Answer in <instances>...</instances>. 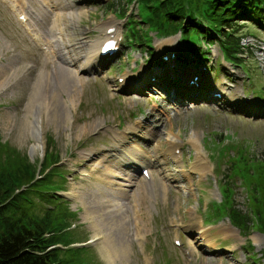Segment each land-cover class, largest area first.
Instances as JSON below:
<instances>
[{
	"label": "rangeland",
	"instance_id": "rangeland-1",
	"mask_svg": "<svg viewBox=\"0 0 264 264\" xmlns=\"http://www.w3.org/2000/svg\"><path fill=\"white\" fill-rule=\"evenodd\" d=\"M59 1L22 0L20 8L46 41L50 34L63 41L46 59L16 12L0 0V144L34 163L36 177L42 176L45 153L56 155L64 168L62 188L53 182L39 186L61 196L74 211L58 235L59 256L84 247L76 256L88 264H264V232L254 227L242 234L227 216H212L223 200L220 183L233 192L237 208L247 212L241 180L225 179L237 149L264 157V28L243 24L241 66L226 62L215 43L202 46L206 56L201 61L190 57L184 62L176 57L185 48L179 34L151 33V48L129 40L131 20L142 18L137 1L73 0L65 6ZM72 11L76 16L83 12L76 27L68 17ZM112 22L118 31L113 53L101 55L90 71L79 69L84 42L102 35L103 26ZM58 55L68 56L81 80L66 84L67 62ZM37 119L42 150L33 135ZM138 125L147 136L136 133L133 126ZM113 130L149 156L171 147L176 158L166 156L168 176L153 166L135 173L118 169L106 153L114 145ZM197 151L207 170L193 168ZM111 172L123 174L116 178ZM127 176L130 181L122 179ZM36 195L27 196L36 205L30 211L42 216L56 207ZM117 203L124 205L123 223L114 215ZM94 224L110 238L124 232L127 249L120 252L116 245L107 255L101 232L99 240L87 244L95 235Z\"/></svg>",
	"mask_w": 264,
	"mask_h": 264
},
{
	"label": "trees",
	"instance_id": "trees-1",
	"mask_svg": "<svg viewBox=\"0 0 264 264\" xmlns=\"http://www.w3.org/2000/svg\"><path fill=\"white\" fill-rule=\"evenodd\" d=\"M132 1L138 2L142 18L131 20L138 26H128L129 40L151 48V33L158 37L179 34L185 48H180L176 57L184 62L191 58L201 61L206 56L202 46L215 43L226 62L241 66L245 52L241 43L244 33L240 31L246 26L243 24L264 28V0H126ZM244 151L237 149L225 179L241 180L248 198L247 212L237 208L233 192L220 183L223 200L215 205L212 216H227L242 234L254 227L264 232V157ZM44 157L42 176L36 177L34 163L18 154L13 156L5 144H0V264H88L76 256L84 247H71L70 255L63 259L59 256L56 244L62 240L58 235L68 227L67 218L74 211L61 196L39 189L52 182L62 188L64 182V168L57 164V156L45 153ZM22 184L29 187L21 190ZM31 191L56 207L45 209L42 216L30 211L36 207L33 198L27 197Z\"/></svg>",
	"mask_w": 264,
	"mask_h": 264
},
{
	"label": "bare ground",
	"instance_id": "bare-ground-1",
	"mask_svg": "<svg viewBox=\"0 0 264 264\" xmlns=\"http://www.w3.org/2000/svg\"><path fill=\"white\" fill-rule=\"evenodd\" d=\"M5 1L8 3V5L12 9V11L16 12V16H17V20L19 21V24L24 28V30L26 31V33L30 37V39L36 45L41 47V49H43V54H44L46 59H48V56L52 52H54V45H55V48L57 45L63 46L64 43H63V41L60 40L59 36L56 37V36L50 34V36H51L50 39H47V41H46L44 35L42 33H40L39 31H37V28L31 26L30 21H28L29 17H26L24 11L22 9H20L21 7L25 6L23 4L22 0H5ZM18 2H19V6L17 4ZM66 2L68 5H71V4L73 5V0H60L58 3L60 6H65ZM41 5L42 4L40 3V7H41ZM73 12L74 11L69 12L68 17H70V19L72 20V26L76 27V26H78L76 24V22H77L78 17L80 16L79 14L83 13V12L81 11V12H79V14H78V12H75L78 14L77 16L74 15ZM103 27H104V29H103L102 35H100L96 39H88L84 42V51L82 54L83 62L79 66V69L83 68V71H86V70L90 71L93 68H95L98 61H99L98 58L101 56V49H102V45H103L104 41L108 40V41L114 42L115 44L118 41L117 26L114 22L109 23V24H105ZM51 32H52V30H51ZM62 55H58V56L61 58L62 62H64V61L67 62V65H64L65 67L63 68L65 70L66 78H67L66 84H68L69 80H70L71 84H72V82L76 83V81L81 80V79H77L78 71L73 72V70L69 67L70 63L68 60V56L64 55L62 57ZM40 76L43 77V74L40 73V75L38 76V79L41 78ZM71 84H70V87H71ZM34 123H35V127L33 130V135L36 137L37 142L41 141L40 143H38V146L42 150L43 149V141H42V139L39 140L40 134H41L39 119L33 120L32 124H34ZM138 127H140V126L139 125L133 126V129L136 131V133H141L138 130ZM119 132L120 131L113 130L112 136L114 138V145H113L112 149H109L108 151H106L107 157H112L115 160V163H116L115 165L118 169H121L123 167L125 169H129V171H131L132 173H135L138 168H141V167L142 168H148L150 166H153V167H157L158 172L160 173L161 170L165 171L164 163L167 159L166 156L169 155L172 158H176V155L173 153V150L171 147H168L161 155H159L158 153H155L153 156L152 155L149 156V155L145 154L143 151H140L139 149H137V147L134 146L135 144L133 143V141H130V143H129L127 136L124 133H119ZM141 134H142V136H147L144 133H141ZM192 145H194L196 148H198L197 143H196V138H194L192 140ZM158 146H160L159 143L157 144V147ZM195 156H196V161L193 164V168H195V169L199 168L201 171L207 170L208 165H207V162L203 160L204 158L202 157V154L197 151ZM120 171H122V170H120ZM119 173L123 174L122 172H118V174L117 173L113 174L111 172L109 174L113 177L119 178V177H121L119 175ZM132 173H131V175H134ZM149 176H150V179L152 180L149 182V185L152 186L153 185L152 173H149ZM164 176H168L166 171H165ZM127 177L122 178V179L130 181V176L128 178ZM129 185H131V184L126 183L123 186H129ZM123 210H124L123 203L122 204L117 203V208L115 206V209H114V215L120 216V221H119L120 223L124 222L123 221V219H124ZM91 228L94 230L95 235L93 236L92 240H90L89 242H86L87 244L91 243L93 241L99 240V237H100L99 233H98V232H101L99 224H97V225L94 224V225H92ZM225 228H227V227H225ZM225 231H226V229H225ZM102 234H103V236H102V238L100 237L99 242L101 244V247H104V250H105L107 255L112 254V251L114 250L116 245H117V247L115 249L120 251V252L127 249L128 245L126 243L124 232H120L119 236L117 234V236H115V238L107 237L106 233L105 234L102 233ZM139 235L140 234L137 231L135 233V237L138 238ZM191 249H192V247H191ZM191 252H193V251H191Z\"/></svg>",
	"mask_w": 264,
	"mask_h": 264
},
{
	"label": "water",
	"instance_id": "water-1",
	"mask_svg": "<svg viewBox=\"0 0 264 264\" xmlns=\"http://www.w3.org/2000/svg\"><path fill=\"white\" fill-rule=\"evenodd\" d=\"M80 245H83V244H80Z\"/></svg>",
	"mask_w": 264,
	"mask_h": 264
}]
</instances>
